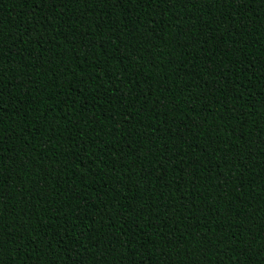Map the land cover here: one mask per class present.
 I'll return each instance as SVG.
<instances>
[{
	"label": "trees",
	"instance_id": "1",
	"mask_svg": "<svg viewBox=\"0 0 264 264\" xmlns=\"http://www.w3.org/2000/svg\"><path fill=\"white\" fill-rule=\"evenodd\" d=\"M0 264H264V0H0Z\"/></svg>",
	"mask_w": 264,
	"mask_h": 264
}]
</instances>
